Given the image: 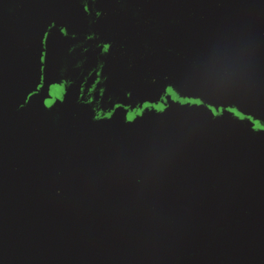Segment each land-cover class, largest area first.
<instances>
[{
    "label": "water",
    "instance_id": "water-1",
    "mask_svg": "<svg viewBox=\"0 0 264 264\" xmlns=\"http://www.w3.org/2000/svg\"><path fill=\"white\" fill-rule=\"evenodd\" d=\"M0 264H264V0H0Z\"/></svg>",
    "mask_w": 264,
    "mask_h": 264
}]
</instances>
